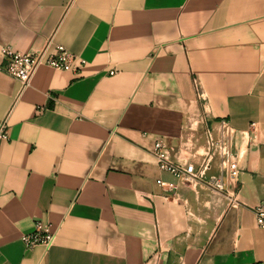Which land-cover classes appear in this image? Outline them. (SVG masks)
<instances>
[{"label": "crops", "instance_id": "crops-1", "mask_svg": "<svg viewBox=\"0 0 264 264\" xmlns=\"http://www.w3.org/2000/svg\"><path fill=\"white\" fill-rule=\"evenodd\" d=\"M52 37L80 73L41 66L21 91L0 71V264L264 263V0H0V65ZM222 121L227 191L158 168L157 141L198 164ZM37 222L58 228L47 252L21 239Z\"/></svg>", "mask_w": 264, "mask_h": 264}, {"label": "built area", "instance_id": "built-area-1", "mask_svg": "<svg viewBox=\"0 0 264 264\" xmlns=\"http://www.w3.org/2000/svg\"><path fill=\"white\" fill-rule=\"evenodd\" d=\"M1 53L4 63L0 65V71L18 80L21 84V91L30 85L34 74L41 66L78 74L87 64L85 59L69 52L63 45L54 44L53 37L46 42L45 46L35 52L24 54L14 51L10 46H3ZM110 73L113 74V72ZM193 83L197 100L206 113L209 107L207 95L197 79H194ZM255 126L254 123L251 127ZM7 127V118H5L0 124V140L8 139ZM236 140L237 131L227 121H222L217 132L211 128L205 129V152L198 164L174 163L160 141L156 142L153 154L161 171L188 181L203 182L220 191H227L225 178L235 180L239 174V154ZM215 159L219 160L220 173L208 175ZM233 201L236 202V199ZM254 215L257 226L264 229V199L255 206ZM57 230V227L53 228L47 223L37 222L35 229L30 233L23 234L21 239L28 249L41 246L47 252L54 243Z\"/></svg>", "mask_w": 264, "mask_h": 264}]
</instances>
